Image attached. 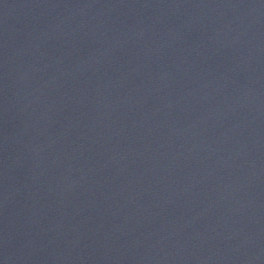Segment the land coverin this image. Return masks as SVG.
Here are the masks:
<instances>
[{
    "label": "water",
    "instance_id": "1",
    "mask_svg": "<svg viewBox=\"0 0 264 264\" xmlns=\"http://www.w3.org/2000/svg\"><path fill=\"white\" fill-rule=\"evenodd\" d=\"M0 264H264V0H0Z\"/></svg>",
    "mask_w": 264,
    "mask_h": 264
}]
</instances>
